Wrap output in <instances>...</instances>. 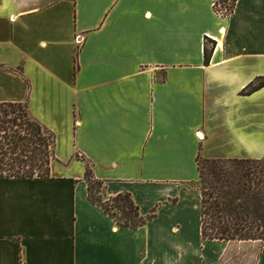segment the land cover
I'll return each instance as SVG.
<instances>
[{"label": "crops", "instance_id": "crops-1", "mask_svg": "<svg viewBox=\"0 0 264 264\" xmlns=\"http://www.w3.org/2000/svg\"><path fill=\"white\" fill-rule=\"evenodd\" d=\"M214 46L210 63L205 47ZM264 0H0V102L57 136L50 178H0V264H226L204 240L198 156L264 157ZM129 192L120 228L89 199Z\"/></svg>", "mask_w": 264, "mask_h": 264}, {"label": "trees", "instance_id": "trees-1", "mask_svg": "<svg viewBox=\"0 0 264 264\" xmlns=\"http://www.w3.org/2000/svg\"><path fill=\"white\" fill-rule=\"evenodd\" d=\"M215 10L230 15L237 0H214ZM221 5V7H219ZM214 46L205 47L210 63ZM264 87V77L243 91ZM57 136L29 109L28 102H0V178H50L57 161ZM200 173L201 232L204 240L264 242V157L260 159L204 158L198 156ZM85 179L90 201L100 206L120 228L138 229L153 220L157 209L143 216L129 192L103 196L104 182L87 163Z\"/></svg>", "mask_w": 264, "mask_h": 264}, {"label": "rangeland", "instance_id": "rangeland-1", "mask_svg": "<svg viewBox=\"0 0 264 264\" xmlns=\"http://www.w3.org/2000/svg\"><path fill=\"white\" fill-rule=\"evenodd\" d=\"M256 250L252 247L233 245L226 256V264H253Z\"/></svg>", "mask_w": 264, "mask_h": 264}, {"label": "built area", "instance_id": "built-area-1", "mask_svg": "<svg viewBox=\"0 0 264 264\" xmlns=\"http://www.w3.org/2000/svg\"><path fill=\"white\" fill-rule=\"evenodd\" d=\"M213 2H214V0H213ZM215 3V2H214ZM229 4H232V0H229ZM219 7H221V5H219Z\"/></svg>", "mask_w": 264, "mask_h": 264}]
</instances>
